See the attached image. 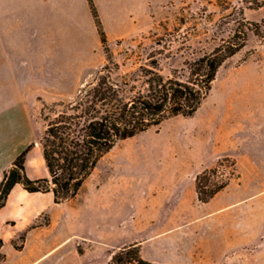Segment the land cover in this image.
I'll return each mask as SVG.
<instances>
[{"label": "rangeland", "instance_id": "374dc122", "mask_svg": "<svg viewBox=\"0 0 264 264\" xmlns=\"http://www.w3.org/2000/svg\"><path fill=\"white\" fill-rule=\"evenodd\" d=\"M250 1L127 0L135 31L132 28L130 36L113 43L108 41L107 49L101 44L93 54L87 83L73 98L49 102L25 100L22 103L26 113L21 114L14 106L16 101L6 99V94L0 93L3 158L7 156L12 161L34 144L27 155V163L36 173L47 172L40 140L45 135L48 121L62 109L57 103L74 101L103 73H110L119 82L134 75L141 76L144 68L150 69L154 65L166 77L176 71L186 73L188 63L213 52L234 35L240 24L247 21L262 23L264 6L254 8ZM119 2L124 4V0ZM96 10L98 12L97 7ZM102 29L106 34L103 24ZM263 110L264 39L248 30L245 47L220 67L210 95L194 116L171 117L160 126L120 141L90 176L86 186L90 192L101 180L102 187L109 191L119 188L131 193L130 199L109 201L113 209L127 216L126 220L104 224L94 220L86 225L59 223L43 229L42 235L69 239L63 243L41 245L39 256L43 258L46 252L49 256L41 259L39 264H109L111 257L107 247H116L136 233L129 215L144 206L151 182L176 180L192 166L211 163L203 171L218 169L216 174H210V185L229 180V183L245 185L249 193L264 189V164L238 163L235 156L218 157L225 150L236 152L232 147L229 149L232 136L235 139L247 136L251 150L257 152L261 140L252 129H255L257 113ZM178 188L188 191L190 182L183 181ZM83 196L66 205L82 203ZM101 197L102 194L97 197L93 191L89 200H94L96 205ZM49 220V214L42 217L43 224H48ZM24 235L20 234L4 247L2 252L6 254V262L2 263L16 264L19 256L15 250L23 249ZM84 253L87 255L80 259L79 255ZM242 256V264H264V245L259 248L249 246ZM237 264L241 263L238 261Z\"/></svg>", "mask_w": 264, "mask_h": 264}, {"label": "crops", "instance_id": "0c3cea01", "mask_svg": "<svg viewBox=\"0 0 264 264\" xmlns=\"http://www.w3.org/2000/svg\"><path fill=\"white\" fill-rule=\"evenodd\" d=\"M94 2L110 43L130 36L132 28L135 31L127 0L124 4L119 0ZM101 44L89 0H0V93L16 101L14 106L21 114L26 113L22 103L25 100L71 99L87 83L93 54ZM254 128L261 140L256 153L251 150L247 136L241 139L232 136L229 149L232 147L236 152L225 150L218 157L235 156L238 163L264 164V110L257 113ZM2 149L0 141V184L15 161H9L7 156L3 158ZM210 164L187 168L176 180L151 182L144 206L129 215L136 233L116 247L108 246L110 257L115 250L138 244L143 257L158 264H237L238 261L242 264L243 251L249 246L262 247L264 189L249 193L245 185L231 181L209 202H200L196 179ZM26 168L31 178L47 175V172L36 173L27 161ZM186 180L190 182V190L178 188ZM88 181L89 178L74 199L60 204L54 202L52 193H30L17 184L0 209L2 251L24 233V247L15 250L19 256L15 263L39 264L49 256V252L43 258L39 256L41 245L69 239L42 235L43 229L59 223L125 221L127 216L113 209L109 201L130 199L131 193L119 188L109 191L100 180L92 190L102 197L94 205V200H89L93 191L86 189ZM133 195L138 197L136 193ZM80 196L82 203L66 205ZM46 214L50 220L43 224L42 217Z\"/></svg>", "mask_w": 264, "mask_h": 264}, {"label": "trees", "instance_id": "16d2710c", "mask_svg": "<svg viewBox=\"0 0 264 264\" xmlns=\"http://www.w3.org/2000/svg\"><path fill=\"white\" fill-rule=\"evenodd\" d=\"M89 1L101 41L107 49L108 38L93 1ZM250 2L254 8L264 6V0ZM248 30L264 39V20L240 24L229 40L188 63L186 73L176 71L166 77L154 65L144 68L141 76L134 75L122 82L113 79L110 73H103L74 101L57 103L62 109L48 121L40 140L47 175L36 179L28 175L27 155L34 144L29 145L6 171L0 184V209L17 184L30 193H52L56 204L72 200L102 158L120 141L160 126L171 117L194 116L210 95L220 67L245 47ZM217 171V168L205 170L197 176L200 202H209L229 184L226 180L210 185V174ZM2 247L3 242H0V264L6 260ZM109 264L158 263L144 258L140 245L133 244L111 252Z\"/></svg>", "mask_w": 264, "mask_h": 264}]
</instances>
